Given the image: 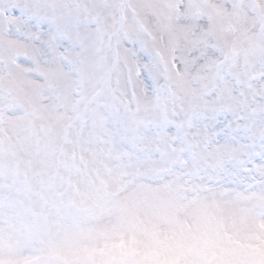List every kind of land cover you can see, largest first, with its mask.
Returning a JSON list of instances; mask_svg holds the SVG:
<instances>
[{"label": "snow or ice", "instance_id": "1", "mask_svg": "<svg viewBox=\"0 0 264 264\" xmlns=\"http://www.w3.org/2000/svg\"><path fill=\"white\" fill-rule=\"evenodd\" d=\"M0 264H264V0H0Z\"/></svg>", "mask_w": 264, "mask_h": 264}]
</instances>
